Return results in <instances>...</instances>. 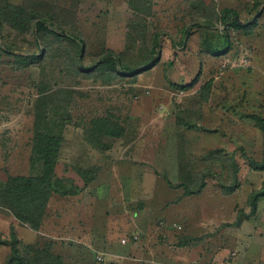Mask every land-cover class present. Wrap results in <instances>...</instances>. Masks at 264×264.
<instances>
[{"label": "rangeland", "instance_id": "1", "mask_svg": "<svg viewBox=\"0 0 264 264\" xmlns=\"http://www.w3.org/2000/svg\"><path fill=\"white\" fill-rule=\"evenodd\" d=\"M8 3L43 14L55 10L53 16L76 24L85 41V68L107 52L123 62L135 53L143 58L144 41L128 33L127 0H0V8ZM151 4L148 30L159 33L161 46L157 64L109 82L72 71L69 56L50 36L37 44L3 29L0 211L8 218H0L1 237L9 239L14 230L20 249L33 246L30 256L49 250L62 256L63 264H264V198L255 214L232 226L240 210L250 212L249 195L264 181V172L250 169L245 159L260 161L263 150L251 116L264 102V0ZM224 10L233 11L240 25L251 22L247 35L231 29L225 44L220 23L195 26L184 48L175 47L184 25L192 19L213 24ZM205 46L227 56L202 53L201 58ZM41 48L46 55L33 64L16 58L40 55ZM243 59L247 64L238 66ZM177 117L195 128L180 127ZM38 127L59 138L54 173L61 191L73 195L53 193L43 213H36L40 221L33 229L16 217L5 193L12 177L43 174ZM214 150L235 158L238 188L223 194L210 176L201 194L185 196L175 185L208 168L203 156ZM24 229L35 231L33 238L21 236ZM9 252V245L0 246V264Z\"/></svg>", "mask_w": 264, "mask_h": 264}, {"label": "trees", "instance_id": "2", "mask_svg": "<svg viewBox=\"0 0 264 264\" xmlns=\"http://www.w3.org/2000/svg\"><path fill=\"white\" fill-rule=\"evenodd\" d=\"M127 6V16H130L127 20V25L130 27V31L128 32L129 36L144 41V55L141 56L143 58H138L137 53H135V57L132 56L133 54L131 57L128 56L129 60L127 62H123L121 55L117 57L113 53L107 52L105 55L93 59L94 64L92 67L85 68V41L82 38L80 30L75 26L76 24L68 23L70 25H67V22L62 21L65 18L53 16L51 11L55 10H48L49 12L43 14L33 9H27L23 4L13 5L8 3L0 8V36L2 37L3 29L6 26L20 36L33 38L34 40L32 39V42L36 41L37 44L43 38H46V36H50L53 43L62 49L66 57L69 56L68 61L71 64V70L77 73H84V76L88 75V78L94 81L109 82L114 76L135 77L140 72L149 71L150 68H153L157 64L158 58L156 56L161 46L158 39L159 33L148 30V25L150 26L149 19L151 18L150 11L152 9L151 0H127ZM232 14H234L233 11L224 10L222 15H215L216 18L218 17V20L213 24L202 23L192 19L190 24L184 25L181 31V45H176L175 47L179 49L184 48L183 44L190 38L192 34L190 30L195 26L198 28H211L212 26H216L217 23H220L219 25L222 27L221 32L224 35L226 33L229 35L231 29L242 31L247 35L246 29L251 22L240 25L232 19ZM256 22L257 20L255 19L254 23ZM228 35H225L227 39L225 44H228V39H230ZM204 48L206 51L202 50L200 53L198 52V56L202 53H207L208 55L216 54L217 57H222L225 54L217 49H214L216 51H210L208 47L205 46ZM41 50L40 55L28 53L26 57H22L20 54H16V58L18 60L28 59L29 63L25 65L28 66L36 62V60L44 58L47 50L42 48ZM225 55L227 56V54ZM200 57L202 58L203 55ZM101 73L106 74L107 77H104L105 80L100 78ZM210 85L211 80L207 82V87H210ZM203 100H207V96ZM251 118L255 126L262 133V158L260 161L248 157H245V159L250 169L257 172H264V102L261 106V112L254 114ZM176 123L186 130L195 128L194 125H190L182 117H177ZM42 131H47V129L37 128L35 139L37 143V154L44 164L43 174L39 177H12L10 182H8V189L5 193L6 199L13 200L11 209L16 217L28 223L33 229L39 226L40 221V216H35L36 213H43L53 193L63 196L73 195L72 192L61 191V189H64V186L61 180L58 182L54 173L59 155L60 140ZM220 151L214 150L205 154L203 156V162L209 165L208 168L188 173L186 179L180 184L175 185V187L182 188L185 196L199 195L205 187V179L211 176V178H215L218 182L223 194H232L239 185L238 174L240 168L233 156L226 157ZM214 169L219 173L216 174L213 171ZM225 178H228L229 182ZM261 198H264V181L260 189L253 191L249 195L248 204L250 206V212L245 213V211L240 210L232 226L240 227L243 219H247L255 214L258 201ZM19 211H22V214ZM186 239L187 241H200V239L194 237H188ZM1 245H9L10 247L5 264H63L64 261L62 256L54 255L49 250L36 249L35 256H30V253L33 251V246L26 245L23 249H20L14 230L10 232L9 239L2 238L0 234Z\"/></svg>", "mask_w": 264, "mask_h": 264}, {"label": "crops", "instance_id": "3", "mask_svg": "<svg viewBox=\"0 0 264 264\" xmlns=\"http://www.w3.org/2000/svg\"><path fill=\"white\" fill-rule=\"evenodd\" d=\"M73 211V210H72ZM2 217H4V218H8L7 217V215L5 214V213H3L2 211H0V218H2ZM64 218L66 219V217L64 216ZM46 219H48V218H46ZM42 228V227H41ZM25 231H21L22 233H21V236H24V237H27V238H33V232H35V231H33L32 229L31 230H27V229H24ZM69 233L70 234H72L73 233V231H71V228L69 229ZM74 234V233H73ZM59 236H61V238H66L64 235H59ZM20 237V236H19ZM186 252V251H185ZM176 256H178V255H176Z\"/></svg>", "mask_w": 264, "mask_h": 264}, {"label": "built area", "instance_id": "4", "mask_svg": "<svg viewBox=\"0 0 264 264\" xmlns=\"http://www.w3.org/2000/svg\"><path fill=\"white\" fill-rule=\"evenodd\" d=\"M246 65L247 64V61L245 59L241 60V61H237V65L238 66H242V65ZM178 228H181L180 226Z\"/></svg>", "mask_w": 264, "mask_h": 264}, {"label": "water", "instance_id": "5", "mask_svg": "<svg viewBox=\"0 0 264 264\" xmlns=\"http://www.w3.org/2000/svg\"><path fill=\"white\" fill-rule=\"evenodd\" d=\"M160 54V53H159Z\"/></svg>", "mask_w": 264, "mask_h": 264}]
</instances>
